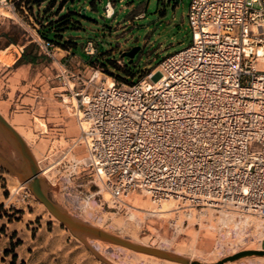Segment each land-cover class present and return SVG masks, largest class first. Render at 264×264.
<instances>
[{"label":"rangeland","instance_id":"374dc122","mask_svg":"<svg viewBox=\"0 0 264 264\" xmlns=\"http://www.w3.org/2000/svg\"><path fill=\"white\" fill-rule=\"evenodd\" d=\"M108 1L77 0L75 6H71L75 0L69 2L66 8L78 12L68 33V37L74 38L72 45L54 46L50 52L42 49L45 54L55 53V60L75 75L67 83L74 85L76 91L94 73L98 77L92 86L111 81L136 84L152 73H156L152 80L157 81L161 61L192 43L188 20L191 0H129L136 7L144 5L143 19L131 18V11H125L120 2L116 3L115 17L106 18ZM57 7L58 4L50 14ZM48 8L47 2L36 6L33 0H20L16 13L0 8V22L14 23L10 32L21 45L32 42L29 46H34L33 41L37 40L42 46L43 39L28 26L36 24L39 29ZM88 41H93L99 52L90 63L77 65L73 52L83 54ZM59 44L63 46L64 42ZM3 50L5 45L0 40V114L23 135L38 166L45 193L61 210L82 223L133 243L165 249L204 264H215L244 251L264 250V221L259 218L249 217L246 221L213 210L180 209L174 202L159 207L139 191L131 192L121 205L113 206L95 171L86 165L83 131L87 125L80 119L76 100L65 91L69 87L57 78L60 70L48 68L44 74L45 68L38 66L37 77L35 68L31 75L18 73L15 55L19 48ZM127 52L133 55L125 57ZM17 152L15 143L0 126V264H13L14 256L15 264H31L30 251L13 248L19 240L12 235L10 225L35 228L40 220L65 229L72 244L78 245V250H83L94 264H176L70 231L34 196L30 182L22 178L27 177L28 166ZM228 264H264V256L242 257Z\"/></svg>","mask_w":264,"mask_h":264},{"label":"built area","instance_id":"2783aa9c","mask_svg":"<svg viewBox=\"0 0 264 264\" xmlns=\"http://www.w3.org/2000/svg\"><path fill=\"white\" fill-rule=\"evenodd\" d=\"M19 1L0 8L16 13ZM188 20L191 45L161 61L157 81L92 86L94 73L76 91L74 74L57 76L87 124L86 165L113 206L139 191L154 205L264 221V0H191ZM98 52L88 41L86 63Z\"/></svg>","mask_w":264,"mask_h":264},{"label":"crops","instance_id":"0c3cea01","mask_svg":"<svg viewBox=\"0 0 264 264\" xmlns=\"http://www.w3.org/2000/svg\"><path fill=\"white\" fill-rule=\"evenodd\" d=\"M77 0L71 5L75 6ZM101 1V0H99ZM140 1V0H136ZM120 2L124 4L123 9L127 12L129 10L131 11L130 17L133 19H137V17L140 14L145 13V8L144 5L141 4L139 6H135V2H130L129 0H110L106 3H114V10L116 7V3ZM105 5V7H106ZM66 9L64 7L63 11ZM116 15V12H115ZM32 20V18H30ZM11 25H14V23H11L10 21H5L3 20L0 22V31H4L0 35V40L3 45H5V50L2 52H6L10 50L11 48H19L18 53L15 55V63L18 62L22 56L23 53L26 49H36L37 56H38V61L35 64H20L16 72H23L26 74L31 75L33 68L35 73V76L37 77V71H38V66H42V68H45V71H43L44 74H46L48 68L53 69V67H57L60 72H69L68 69L61 64V61L55 60L56 54L54 53L53 55L45 54L44 50L42 48L38 49V47H41L39 42L37 40H34L33 43H36L34 46H29L31 45L30 43L21 45L19 41H17V38H15L12 33L10 32L11 30ZM128 25H129V16H128ZM20 27H24L20 25ZM30 31L38 35V26L36 24L33 25V27L28 26ZM120 28H122V25H119ZM4 29V30H3ZM25 29V28H24ZM27 31V30H25ZM64 53H67L66 51H62ZM47 55L50 57L53 61L52 63L50 62L49 58H46L44 55ZM69 54V53H67ZM75 55L74 60L77 65L81 64V62L84 64L85 57L82 53L78 54L77 52H73ZM79 58V60L77 59ZM48 66V67H45ZM74 66H71V68ZM84 67V65H83ZM11 124V123H10ZM13 128L23 137V135L18 131V128H16L13 124H11ZM13 228H11V233L12 235H16V239L21 241L22 244L19 246V248L22 249V251L26 252H31L28 254L29 258L31 259V264H94L93 260L83 250H78L79 246L78 245H73L72 244V239L69 233L61 228L60 226H57L56 224L50 222V221H43L40 220V224L37 225L35 228L31 225L25 226V229L22 228H14L13 225H10ZM35 231L36 238L35 240L33 239V230ZM22 261L27 262L25 258L22 259Z\"/></svg>","mask_w":264,"mask_h":264},{"label":"water","instance_id":"95a60500","mask_svg":"<svg viewBox=\"0 0 264 264\" xmlns=\"http://www.w3.org/2000/svg\"><path fill=\"white\" fill-rule=\"evenodd\" d=\"M173 1L179 2V0H167L168 3H171ZM132 55L133 52L130 53L127 52L125 53L124 56L129 57ZM0 126L13 140L22 159L28 166L29 173L27 177H22V178L25 179L27 182H30L32 193L38 199V201L42 205H44V207L48 210V212L70 231L82 236H90L93 238H97L99 240L108 242L110 244L126 248L135 253L145 254L151 257H155L161 260H165L177 264H204L200 262L191 261L190 259L179 256L165 249L133 243L129 240L107 233L86 223H82L74 219L67 213H65L56 204H54L53 201L45 193L42 180L39 178L38 166L26 142L19 135V133L1 115H0ZM247 256H264V250L240 252L215 264H228L242 257H247Z\"/></svg>","mask_w":264,"mask_h":264},{"label":"trees","instance_id":"16d2710c","mask_svg":"<svg viewBox=\"0 0 264 264\" xmlns=\"http://www.w3.org/2000/svg\"><path fill=\"white\" fill-rule=\"evenodd\" d=\"M46 2L49 5L47 12L45 11L47 17L45 18L44 22L40 23L38 34L41 39L52 43L54 46L68 48L69 45H72L71 41L74 39L68 37V33L73 27V19L75 16L78 15V12L76 10H72L69 7L66 8L64 11L63 9L64 7H67V4L69 2H73V0H33V4L36 6H40L41 4ZM57 4L58 7L56 12L54 14H50L52 13V10L55 9ZM62 42H64L63 46L59 44ZM37 61L38 56L36 49H26L23 53L22 58L18 61L17 64H35ZM21 243V241H18L13 248L20 246ZM16 260L17 257L14 256L13 264H15Z\"/></svg>","mask_w":264,"mask_h":264},{"label":"bare ground","instance_id":"6f19581e","mask_svg":"<svg viewBox=\"0 0 264 264\" xmlns=\"http://www.w3.org/2000/svg\"><path fill=\"white\" fill-rule=\"evenodd\" d=\"M264 64H261L260 66H259V68H262V66H263ZM155 75H156V73H154L153 74V78L155 77ZM110 80V79H109ZM113 83V81H111V83L110 84H112ZM1 115V114H0ZM2 116V115H1ZM3 117V116H2ZM4 118V117H3ZM5 119V118H4ZM9 123V122H8ZM10 124V123H9ZM11 125V124H10ZM87 125V124H86ZM12 126V125H11ZM13 127V126H12ZM87 129V128H86ZM20 135V134H19ZM21 136V135H20ZM22 137V136H21ZM18 153V152H17ZM18 155H19V157H20V153H18ZM166 203H173V201H166V202H163V203H161L160 205H155V206H159V207H162L164 204H166ZM153 204V203H152ZM174 204V203H173ZM229 216V215H228ZM228 216H226V217H228ZM191 261H193V260H191ZM177 264V263H176Z\"/></svg>","mask_w":264,"mask_h":264}]
</instances>
